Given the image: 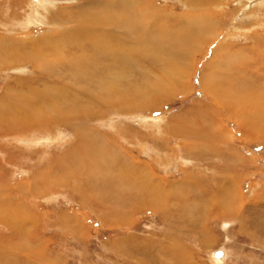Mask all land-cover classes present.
Masks as SVG:
<instances>
[{"label": "rangeland", "instance_id": "obj_1", "mask_svg": "<svg viewBox=\"0 0 264 264\" xmlns=\"http://www.w3.org/2000/svg\"><path fill=\"white\" fill-rule=\"evenodd\" d=\"M143 1L157 10L161 36L152 46L165 55L133 65L130 83L175 68L181 91L158 108L72 111L78 119L87 109L96 113L83 130L104 138L93 141L91 160L90 149L80 156L74 125L0 130V264H213L211 252L222 248L223 264H264V0H200L204 7ZM94 2L20 0L21 11L13 6L0 20V38L14 57L42 53L52 38L68 54L78 38L64 32L102 9ZM203 14L207 24L219 23L191 38L203 28L192 20ZM9 17L18 22L4 26ZM66 63L64 78L73 66ZM0 66V99L9 90L23 94L37 75L31 62ZM72 81L64 80L73 87ZM40 84L32 87L42 90ZM223 223L230 227L222 230ZM12 228L16 235L8 240Z\"/></svg>", "mask_w": 264, "mask_h": 264}, {"label": "bare ground", "instance_id": "obj_2", "mask_svg": "<svg viewBox=\"0 0 264 264\" xmlns=\"http://www.w3.org/2000/svg\"><path fill=\"white\" fill-rule=\"evenodd\" d=\"M3 1L4 0H2V2ZM94 1H96L94 3L101 5L102 9L97 13L96 12L94 14L92 13V15H90L91 14L90 13L89 14L90 16L86 14L84 16L85 18H78L75 23V27L72 28L73 30L64 32V36H69V37L76 36L78 38L77 44L75 43L76 46L72 48L71 47L67 48L68 54L64 55V53L62 54L61 52H59L55 45L57 44V41L54 38H52L51 40L48 41V43H50L52 47L46 49L42 48V53L39 51H34L32 54L27 56L23 52V54L14 57V56H10L11 55L10 51L7 52L8 45H10L11 43L6 38L5 39L2 37L0 38V65H11V64H19V63L26 64L31 62L34 64L35 73H37L35 78L32 80L33 82H30L29 85H26L27 82L23 80V83L26 85L27 88L26 92H24L23 94L22 92L20 93L14 92L16 94H13L12 91L9 90V93L6 92V94L7 93L8 94L0 99V130L6 131L18 127H20L21 129V127L25 125L31 127L33 126L37 127L42 125L44 127H47L51 121H55L54 122L55 124L58 122L60 123L62 122L64 123V125L65 124L74 125L76 126L74 127V129L78 133L77 138L79 139V143H77L78 144L77 149L78 150L80 149L79 150L80 153H83L80 154V156H85L86 158L87 157L86 154L88 153L86 149H90V152H92V154H90L91 157L89 158L91 160V158H94L93 155L96 152L95 144L93 143V141L95 143L98 142L101 144L102 139H104L100 135H97L96 133H85L83 131L84 129L87 128V126H89L88 120H90L89 118L94 115L92 114V112L94 111L89 113L87 109V113H85L84 117L79 119L76 117V115L73 116L72 111L75 112L76 108L83 105L90 106L92 109H93L92 106L94 105L101 106L99 107L100 112H105L106 110L109 111V108L111 110V107L113 106L114 108L117 109V112L119 111L121 112V114L122 112H130L132 110H138V109L158 108L160 107L161 101L164 97L166 98L172 95L174 96L175 94L181 91L180 89L178 90L177 86H175V81H176L175 77L177 71L175 70V68L172 67V64H171V68L173 69L170 70L164 69V71L158 73V76H156L154 80H151L147 75L145 76L143 74L142 77L143 80L141 79L142 80L141 85L139 84V82L135 84H131L130 83L131 80H129L128 77L130 75H128V73L126 72L133 69V65H136L142 62L143 60L144 61L147 59L153 60L156 55L157 58L158 57L161 58L165 55V53H161L159 56V52H160L159 48L157 47L154 48L152 46L154 42L157 44L155 37L156 35H158V29L161 23L157 10L154 7L147 6L143 0H94ZM186 1L197 3V5L200 7L202 6V2H203L200 0H186ZM221 1L223 0H215V2H221ZM19 2L20 0H6V2L2 3V7L0 6L1 7L0 20L3 19V15L6 16V14L11 13L10 12L11 10H9V8L12 9L13 6H15L17 9ZM29 8L33 9L32 5L29 4ZM19 9L21 11V8ZM80 10L82 12L81 6H80ZM32 11H34V9ZM24 15H26V13H24ZM203 15L204 17H200L198 19L199 22L197 21V19L196 21L195 19L192 20V24H198V23L200 24L202 22L200 25L203 26V28L202 30L200 29L194 30L193 33L190 32L191 38H195L196 35L198 36V34H204L205 31H209L208 27L211 31H213L211 28L214 27L216 28L217 23H219V22H213L215 26L212 25V23L207 24L206 22H204V20L207 21L210 18H207V15L205 14ZM29 16H31V13H29ZM58 18L59 16H56V18H53V20H56ZM65 18L66 17H64V19ZM68 21L69 19L65 20L66 23H68ZM14 22H18V21L16 19L14 20L13 18H10L7 19V21L1 23L4 24L5 26L10 24L13 25ZM73 22H75V20H73ZM162 34L165 33L162 32ZM178 36H180L179 33ZM160 39L163 38L160 37ZM160 39L158 38L157 41H159ZM40 44H44V42ZM175 47L177 46L175 45ZM49 49L50 52L55 53V56L49 58L50 57V54H48ZM68 56H73V59L72 60L69 59ZM109 57H112L111 62L113 65L111 66H109L107 63V59ZM70 61H71V65L73 64V66L69 69L71 71L72 76L70 74L69 75L70 77L67 76L64 78L65 75H68L67 74L68 71L66 67L63 66L62 68L61 65L68 64L66 62H70ZM149 65L152 66L153 63L150 62ZM59 66L61 67V70L60 69L58 70L60 72L61 79L60 81L59 80L56 81L54 79L55 78L54 69L55 67L59 68ZM85 70H87V73L84 75L82 74V71L84 72ZM81 74L83 75L82 76L83 78H81ZM46 76H48V78H46ZM72 78L73 80L76 81V83L73 81L71 82V84L74 85L73 87L69 86L70 84H65L64 82L65 79H72ZM79 79L84 80L85 83L81 84V81ZM33 83H37V84L42 83L43 89L38 90L36 87H32ZM13 106H23V107L20 108L18 111H12ZM45 108H49V109L46 110ZM6 135L9 134L6 133ZM95 166L100 167L99 164L96 163ZM148 179L147 181L149 182ZM141 183L147 184L144 181H142ZM152 183H154V181L150 180L149 188H154L156 186V184H152ZM45 185L42 184L41 187L44 188ZM150 204L152 205V202ZM8 221L4 220V222H8ZM11 231L13 235L9 236L8 240L10 239L12 240L13 236L16 235L15 228L14 229L12 228ZM225 257L226 255H224V259ZM211 260L213 261L214 259ZM214 262L215 260L213 261V264H215Z\"/></svg>", "mask_w": 264, "mask_h": 264}, {"label": "water", "instance_id": "obj_3", "mask_svg": "<svg viewBox=\"0 0 264 264\" xmlns=\"http://www.w3.org/2000/svg\"><path fill=\"white\" fill-rule=\"evenodd\" d=\"M35 1H37V0H35ZM229 227H230V224L229 223H223L221 225L222 230H227ZM224 255L227 256L226 251L224 249H219V250L214 251V252H212L210 254L211 259H214L215 260V262H214L215 264H223L224 261L226 260V257L224 259Z\"/></svg>", "mask_w": 264, "mask_h": 264}]
</instances>
